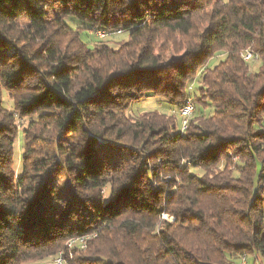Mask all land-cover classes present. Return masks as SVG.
I'll return each mask as SVG.
<instances>
[{"label": "trees", "instance_id": "trees-1", "mask_svg": "<svg viewBox=\"0 0 264 264\" xmlns=\"http://www.w3.org/2000/svg\"><path fill=\"white\" fill-rule=\"evenodd\" d=\"M58 254L263 264L264 0H0V264Z\"/></svg>", "mask_w": 264, "mask_h": 264}, {"label": "rangeland", "instance_id": "rangeland-1", "mask_svg": "<svg viewBox=\"0 0 264 264\" xmlns=\"http://www.w3.org/2000/svg\"><path fill=\"white\" fill-rule=\"evenodd\" d=\"M81 37H82V39L84 41H88L89 40V38L87 36V33L85 31L81 32ZM100 38H102V37H100ZM107 39L110 41V43H109L110 46L112 48H116L115 40L116 41H119V40L121 41V40H124L125 37L122 36V37H119V38H107ZM222 59H223V56H215V57H213L212 59H210L208 61V66L213 67L214 65H216ZM257 65H258L257 63H253L251 65V67L253 68L254 71H256ZM197 83H198V81L195 82V86H197ZM5 99H6V102H7L6 95H5ZM155 100H161V99H154V97L153 98H149V99H145V100H143V101H141L139 103L134 104L132 106V108H131L132 109L131 112L137 113V112H143V111H149V110H157L159 112H164L165 113V112H169V110L172 108L171 105L167 104L163 100H162V102L161 101H155ZM154 102H157V103L155 104ZM7 104H8V102H7ZM188 118H189V116H183V124L186 125ZM27 122H28L27 118H25V119H22V118L17 119V126H18L17 130L19 132L17 133L16 139H15V142H14L13 157H12L13 168L16 171H19L20 170V166H21V155H22V133H21V131L26 126ZM242 259H245V257H242ZM248 259L246 258V261L249 264L248 261H250V260H248ZM259 259L262 260L263 264H264V259H261V258H259ZM34 264H38V263H34Z\"/></svg>", "mask_w": 264, "mask_h": 264}, {"label": "built area", "instance_id": "built-area-1", "mask_svg": "<svg viewBox=\"0 0 264 264\" xmlns=\"http://www.w3.org/2000/svg\"><path fill=\"white\" fill-rule=\"evenodd\" d=\"M98 34L103 35V33H98ZM244 52H246V50ZM192 103H193V101H192V99H190V96H189L185 99V107H179L178 108V114L182 118L181 130H185V124H183V115H184V113H186L187 111L192 109ZM78 245H81V244H78ZM240 259H241V264H248L246 259H242V256ZM51 263H53V264H64L63 263V254L59 255V257H57V259L53 260V262H51Z\"/></svg>", "mask_w": 264, "mask_h": 264}, {"label": "bare ground", "instance_id": "bare-ground-1", "mask_svg": "<svg viewBox=\"0 0 264 264\" xmlns=\"http://www.w3.org/2000/svg\"><path fill=\"white\" fill-rule=\"evenodd\" d=\"M100 36L102 37V36H104V35H100ZM243 58H244V60L249 61V60H251V59H255L256 57L253 56V54H252L251 52L246 51V52L243 53ZM181 107H185V103H184ZM193 110H194V106H193V103H192V109L189 110V111H187L186 113H184L183 116H189V117H190V116L192 115V113H193ZM79 240H80V242H81V241H82V238H80ZM75 244H76V241L74 240V242H73V241H70V242L67 244V246H68V247H72V246H74ZM59 255H62V254H58V256H56L55 259H57V257H59ZM55 259H54V260H55Z\"/></svg>", "mask_w": 264, "mask_h": 264}, {"label": "crops", "instance_id": "crops-1", "mask_svg": "<svg viewBox=\"0 0 264 264\" xmlns=\"http://www.w3.org/2000/svg\"><path fill=\"white\" fill-rule=\"evenodd\" d=\"M149 99V98H148ZM154 99H160V98H156V97H154ZM155 101H161L162 102V99L161 100H155ZM155 104L157 103V102H154Z\"/></svg>", "mask_w": 264, "mask_h": 264}]
</instances>
